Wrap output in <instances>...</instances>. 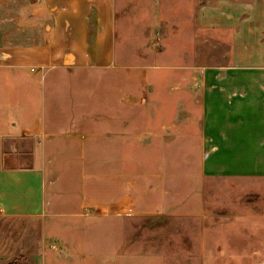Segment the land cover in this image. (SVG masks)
I'll return each mask as SVG.
<instances>
[{
    "label": "crops",
    "instance_id": "obj_1",
    "mask_svg": "<svg viewBox=\"0 0 264 264\" xmlns=\"http://www.w3.org/2000/svg\"><path fill=\"white\" fill-rule=\"evenodd\" d=\"M12 1L0 264H264V0Z\"/></svg>",
    "mask_w": 264,
    "mask_h": 264
},
{
    "label": "rangeland",
    "instance_id": "obj_2",
    "mask_svg": "<svg viewBox=\"0 0 264 264\" xmlns=\"http://www.w3.org/2000/svg\"><path fill=\"white\" fill-rule=\"evenodd\" d=\"M37 0H14V2L12 1V9H13V13L18 15L19 17V10H20V5H26V4H34L36 3ZM205 3H213L216 0H204ZM240 1H245V0H240ZM189 2V1H188ZM124 3V0H117V5H119L120 8H122V4ZM142 3H145L144 0H142ZM160 12H162V15L164 16L165 14H167V9L165 8L166 3H168L167 0H162L160 2ZM169 4V3H168ZM138 16V15H137ZM147 19V18H146ZM143 21V22H142ZM8 24V30H14V31H18L20 30L21 26L19 23V20H8L7 22ZM141 24H145L144 20H141ZM20 27V28H19ZM121 28H123V26H121ZM163 30H164V26H162ZM21 32V31H20ZM206 37V40H209V45L206 44L205 46V59L206 60H210L211 62H219V61H223V56L225 57V55H227L228 50L226 48L223 47V49L221 48H215L213 47V42L211 43V39L213 38V36L210 33H205L204 35ZM201 37V34H200ZM18 233V227L15 224L9 223V222H0V245L1 246H6V248H8L10 245H12L13 240L15 238V236ZM6 253V252H5ZM6 264H20L19 262L14 263L13 261H8Z\"/></svg>",
    "mask_w": 264,
    "mask_h": 264
}]
</instances>
